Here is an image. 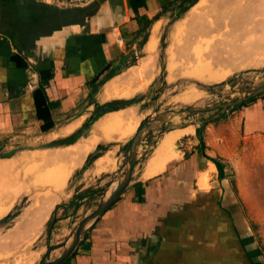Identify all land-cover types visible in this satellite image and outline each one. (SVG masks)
Segmentation results:
<instances>
[{
    "label": "crops",
    "instance_id": "crops-1",
    "mask_svg": "<svg viewBox=\"0 0 264 264\" xmlns=\"http://www.w3.org/2000/svg\"><path fill=\"white\" fill-rule=\"evenodd\" d=\"M207 1L199 8L196 0L171 20L170 15L184 6L183 0H93L88 6L69 9L36 0H0V149L11 148L13 142L41 143L39 148L26 144L4 158L1 162L14 167L0 165V174L18 167L20 160L12 162L17 153L31 154L42 175L57 188L85 165L99 145L108 147L83 172L93 168L98 173L115 174L120 166L110 157V148L127 144L147 118L138 117L133 102L98 116L71 144H48L61 142L82 129L98 106L130 102L147 93L161 76L168 84L182 78L207 81L188 76L190 67L205 78L222 70L224 81L220 83L237 75L206 57L219 62L225 50L235 47L233 38L239 31L246 34L252 14L257 12L253 10L257 0L245 1L243 6L240 0ZM154 17L141 32L143 24L137 19ZM163 35L165 45L161 48ZM123 57L133 63L99 84L119 67ZM170 62L173 72L168 70ZM195 90L200 95L192 103L206 96ZM184 91L173 98L183 105L192 104L179 100ZM228 112L232 120L227 124L212 128L210 123L217 118L202 129L205 154L217 156L225 164L231 153L224 145L234 146L237 131L244 138L264 134V93ZM116 114L126 129L129 123L134 124L125 137L121 136L123 127L104 126L109 116ZM186 128L163 134L150 154L136 163L127 188L82 235L63 264H264L240 207L224 185L226 168L225 177L219 179L198 140L181 151L180 142L187 137L179 136L170 150L175 159L161 171L155 170L158 161L153 153L164 137ZM225 128L232 135L226 134ZM115 129L121 130L112 131ZM61 171L66 172V179H58ZM44 206L47 210V205H42V213Z\"/></svg>",
    "mask_w": 264,
    "mask_h": 264
},
{
    "label": "rangeland",
    "instance_id": "rangeland-1",
    "mask_svg": "<svg viewBox=\"0 0 264 264\" xmlns=\"http://www.w3.org/2000/svg\"><path fill=\"white\" fill-rule=\"evenodd\" d=\"M240 1V5L243 6L249 0ZM245 1L247 2L244 3ZM252 6L254 7V5ZM261 12H253L252 25L248 26L246 34L240 35L241 31L236 32L235 38H233L235 47L225 50L221 55L223 56L222 60L216 62L212 57H206L209 62L223 65L231 74L237 75L220 83L224 81L221 75L223 72L222 70H215L213 73L209 72L214 74L215 78L206 77L208 80L204 82L199 81L200 83H198L190 80V78H182L175 80L172 84H168L161 76L149 86L147 93L131 99L130 104L132 102L136 104L135 111L138 113V117L144 120L148 116H157L168 111L184 109L188 105L181 104L173 97L176 93L188 88L202 90L210 96L220 93L216 97H211L214 101L215 99L220 101L223 98V92L242 90L260 81L263 76L260 69L264 67V10ZM238 15L240 14L233 16L237 17ZM178 16H180V11H175L170 15L171 20L176 19ZM227 25L226 22L225 31L228 30ZM164 45L163 35L161 48ZM161 57L162 54L160 56L162 63ZM186 65L187 63L184 62L183 67ZM225 99L229 101L237 99V97L229 95ZM216 113H219L218 110L217 112L213 111L193 116L191 119L203 121ZM229 114L227 111L221 112L220 115H223V118H218L210 123L211 127L215 129L218 127V123H220V126L227 124L229 120H232L231 117H227ZM193 128L196 127L193 126ZM197 128H200V126H197ZM225 133L232 135V131L226 128ZM238 136L237 131V135L234 136V146L224 145L231 153V156L227 158L228 163L225 164L227 177L224 180V185L229 187L230 195L240 207L244 217V225L249 228L248 232L256 242L257 249L264 259V134L251 135L246 138ZM181 137H187V139L180 142L181 151H187L193 147V142L197 141L195 131L192 136L191 134H185ZM154 142V134L150 133L146 136L142 148L145 146L149 148L141 154L138 162L143 161L150 154L155 145ZM26 144H29V147L38 146V148L41 145L39 142L31 141L29 143L13 142L10 144L11 148L0 149V162L4 158L13 156L16 150L23 148ZM125 144H116L110 148V157L112 159L114 157L119 166L123 163V155L127 148ZM48 145L58 146L60 144L53 142ZM121 147H123V150ZM12 158L16 159H13L12 162L16 161L17 163L20 160L21 163L15 169L13 168L11 172L0 174V205L5 208L0 211V264H40L44 260H53L60 255L63 244L68 239L73 227L84 216L97 208L106 187L115 179V174L114 172L98 173L93 168L83 172L80 168L72 172L64 184L55 188L49 183V179L42 175L44 172L40 171V168L35 165V155L17 153ZM10 164V162L0 163L5 167ZM11 166L14 167L12 164ZM81 187L84 189H81ZM86 189H92L93 191L81 201V205L77 210H73V206L68 205L67 202L71 197ZM46 204V214L39 219L38 212H40L41 206ZM55 205L60 206L55 214L58 220L51 232L47 234L46 223L52 217V210ZM62 205H67V207H62ZM63 215L66 216L63 217Z\"/></svg>",
    "mask_w": 264,
    "mask_h": 264
},
{
    "label": "water",
    "instance_id": "water-1",
    "mask_svg": "<svg viewBox=\"0 0 264 264\" xmlns=\"http://www.w3.org/2000/svg\"><path fill=\"white\" fill-rule=\"evenodd\" d=\"M260 81L251 86L236 91H225L220 101L209 104V98L216 97L220 93L206 95L201 100L196 101L179 111H168L157 116H148L140 123L132 138L126 144L127 148L123 155V163L115 173V179L106 187L103 197L96 209L84 216L71 230L68 239L63 244V250L60 255L53 260H44L40 264H63L74 252L78 246L82 235L118 200L123 191L131 182L133 170L141 154L147 151L149 147L142 148V143L150 133L154 134L155 142L165 133L173 130L183 129L188 126H201L203 123L214 121L220 117L223 111H230L240 106L256 96L264 93V69ZM234 95L237 99L227 101L226 96ZM208 98V99H207ZM212 99V98H211ZM208 102V103H207ZM220 110L219 113L211 116L207 120L199 121L191 119L193 116ZM99 157V156H98ZM97 157V158H98ZM96 159V158H95Z\"/></svg>",
    "mask_w": 264,
    "mask_h": 264
},
{
    "label": "trees",
    "instance_id": "trees-1",
    "mask_svg": "<svg viewBox=\"0 0 264 264\" xmlns=\"http://www.w3.org/2000/svg\"><path fill=\"white\" fill-rule=\"evenodd\" d=\"M196 0H183V3H184V6L181 7V10L180 12H184L188 6H192L194 3H195ZM168 7H165V9H163V12L167 9ZM156 17H154L153 19L151 20H148L146 18H138L137 21L141 22L143 24V29L141 32H145V28H147V26H149L151 24V22L155 19ZM145 37H146V34L144 33L143 35V41L145 40ZM133 63V61L127 59V57H123L121 59V61L119 62V67H116L114 69H112L107 75L106 77L100 81L99 84H101L102 82H104L105 80H107L108 78H110L111 76H114L116 74L119 73V71L121 70V68L123 67H126V66H129ZM254 99V98H253ZM251 99V100H253ZM130 104V102H111V103H108L106 105H103V106H98L97 109H96V112H95V115L93 117H91L87 123L84 124L83 128L80 129L79 131H77L76 133H74L71 137L69 138H66L65 140H62L61 142H56V144H71L73 143L77 138H79L83 133L84 131L89 127V125L98 117L100 116L101 114H104L106 112H109V111H113V110H117L119 108H122L126 105ZM243 105V104H242ZM242 105L240 106H237L235 108H239L241 107ZM205 126V123H203L200 128H197L196 129V138L199 142V147L202 151V154L205 158H207L208 160H210L216 167L217 169V174H218V178L219 179H223L225 177V173H224V169H225V163L222 161L221 158L217 157V156H208L205 154V149H206V146L204 144V141H203V137H202V128ZM108 146H105V145H99L96 150L90 154L86 160V163L85 165L82 167L81 171H84L87 166L93 161L95 160V158H97L98 156H100L106 149H107ZM92 189H86L84 191H82L81 193H79L78 195L74 196L72 198V200L68 203V205H71L73 206V210H77L79 208V206L81 205V201L87 196L89 195L90 193H92ZM65 205H62V207H64ZM61 207V208H62ZM67 207V205L65 206ZM60 208L59 205H57L55 207V210L53 212V215L52 217L47 221L46 223V232L47 234H49L54 226V224L56 223V221L58 220L56 217H55V214H56V211L57 209ZM64 211V210H63ZM54 216V217H53Z\"/></svg>",
    "mask_w": 264,
    "mask_h": 264
},
{
    "label": "bare ground",
    "instance_id": "bare-ground-1",
    "mask_svg": "<svg viewBox=\"0 0 264 264\" xmlns=\"http://www.w3.org/2000/svg\"><path fill=\"white\" fill-rule=\"evenodd\" d=\"M219 1V0H218ZM227 1V0H226ZM206 2H208L207 0H199V3H198V6L197 7H199V8H201ZM230 2V1H229ZM255 2H256V0H255ZM219 3H221V2H219ZM231 3V2H230ZM230 3H229V5H230ZM264 0H257V6L256 7H254V11H260L261 12V10H263V7H264ZM223 4V3H222ZM233 4V3H232ZM222 6V5H221ZM225 6V5H224ZM196 7V8H197ZM228 7V6H227ZM215 9V8H214ZM232 9V8H231ZM233 10H235V9H233ZM237 10V9H236ZM248 10V9H247ZM242 12V11H241ZM241 12H240V15H241ZM215 13V12H214ZM262 13V12H261ZM224 15V14H223ZM193 17V16H192ZM200 19V18H199ZM242 19V18H241ZM249 19V18H248ZM247 19V20H248ZM257 19V18H256ZM261 19V18H260ZM253 20V19H252ZM243 21V20H242ZM251 21V20H250ZM250 23V22H249ZM258 24V23H257ZM263 24H264V22H263ZM214 25H216V24H214ZM252 25V24H251ZM248 27V26H247ZM155 31H156V27H154L153 28V32H152V37L155 35ZM155 38V37H154ZM153 39V38H152ZM152 42V41H151ZM249 42V41H248ZM154 44V43H153ZM230 48V47H229ZM228 48V49H229ZM257 49V48H256ZM242 52V51H241ZM234 57V56H233ZM231 58V57H230ZM244 59V58H243ZM230 61V60H229ZM232 62H233V60H232ZM228 63V62H227ZM223 64V63H222ZM206 65V63L205 64H203V65H196V67H198V68H202V67H204ZM174 65H173V63H169V66H168V70L170 71V72H173V70H174ZM187 73H189L188 74V76H191V77H196V78H198V79H200V77L203 79H206V80H208L207 78H205L204 76H201L197 71H196V69H195V67H190V68H188V70H187ZM228 74V73H227ZM226 75V74H225ZM213 78H215V77H213ZM219 79V78H218ZM220 80V79H219ZM112 85V84H111ZM108 89V88H107ZM200 95V93L198 92V91H196L195 89H193V88H188L187 90H186V92L184 93V94H182L181 96H179V100H181V101H184V102H188V101H194V100H196L197 98H198V96ZM200 99V98H199ZM208 99V98H207ZM209 104L210 103H212V102H214V100L213 99H211V98H209ZM207 102V103H208ZM131 116H133V115H131ZM105 121V120H104ZM104 121H103V123H104ZM108 123L107 122H105L107 125H109V126H106V124L104 125L105 126V128L106 127H112V128H114V126L115 125H117L118 127L119 126H121V128L123 127V133H122V135L121 136H126L127 135V133H129L130 131V129L132 128V127H134V124H131V123H129L128 124V126H127V129L125 128V126H123L122 125V123L120 122L121 121V119L119 118V115L118 114H116V115H111V116H109V118H108ZM101 126H103V125H101ZM103 126V127H104ZM130 128V129H129ZM100 129H101V127H100ZM117 130L119 129V128H116ZM112 130V131H117V130ZM102 130H103V128H102ZM121 130V129H120ZM119 130V131H120ZM111 131V132H112ZM119 131H117V132H119ZM116 132V133H117ZM193 133V128H191V127H189V128H186V129H184V130H179V131H174V132H172V133H169L167 136H165L164 137V139L162 140V142H161V144H160V146L159 147H157L156 148V150L154 151V157H153V159H156L158 162V164H156L157 166H156V168H155V170L156 171H161V169H162V167L166 164V163H168L169 161H171V160H173V159H175V155H172L171 154V152H170V150H171V147H172V144L177 140V138L179 137V136H181V135H184V134H192ZM115 134V133H114ZM118 136H119V133H118ZM120 136V137H121ZM110 154V153H109ZM153 161V160H152ZM49 162V161H48ZM156 162V161H155ZM155 162L153 161V163L155 164ZM51 163V162H50ZM100 163V162H99ZM151 163V162H150ZM153 164V165H154ZM149 167H152V165L151 166H149ZM66 172H64V171H61V172H59V173H57V174H59L58 175V179H60L61 177L62 178H64V179H66V174H65ZM150 174H153V173H150ZM47 205V204H46ZM45 207L46 206H44V207H42V209L44 210L43 211V213L42 212H39V214H38V216H39V219L40 218H42L43 216H44V214H45ZM3 206L1 207V205H0V211L1 210H3ZM42 213V214H41Z\"/></svg>",
    "mask_w": 264,
    "mask_h": 264
},
{
    "label": "built area",
    "instance_id": "built-area-1",
    "mask_svg": "<svg viewBox=\"0 0 264 264\" xmlns=\"http://www.w3.org/2000/svg\"><path fill=\"white\" fill-rule=\"evenodd\" d=\"M51 4L59 9L80 8L91 4L93 0H36Z\"/></svg>",
    "mask_w": 264,
    "mask_h": 264
},
{
    "label": "flooded vegetation",
    "instance_id": "flooded-vegetation-1",
    "mask_svg": "<svg viewBox=\"0 0 264 264\" xmlns=\"http://www.w3.org/2000/svg\"><path fill=\"white\" fill-rule=\"evenodd\" d=\"M186 91H184L183 93H185ZM195 101V100H194ZM193 102V101H192ZM192 102H190V103H192ZM190 103H188V104H190ZM220 110H218V112H219ZM217 112V111H216Z\"/></svg>",
    "mask_w": 264,
    "mask_h": 264
}]
</instances>
